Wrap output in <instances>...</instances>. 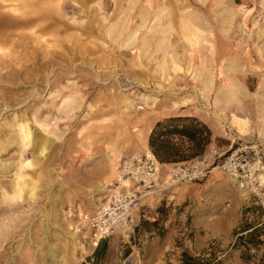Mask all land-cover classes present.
<instances>
[{
	"label": "rangeland",
	"instance_id": "1",
	"mask_svg": "<svg viewBox=\"0 0 264 264\" xmlns=\"http://www.w3.org/2000/svg\"><path fill=\"white\" fill-rule=\"evenodd\" d=\"M0 24V264H93L100 244L96 264H257L234 243L264 221V0H0ZM158 123L188 156L161 180L216 149L256 183L213 170L145 199L133 232L70 239L68 209L104 204Z\"/></svg>",
	"mask_w": 264,
	"mask_h": 264
},
{
	"label": "built area",
	"instance_id": "2",
	"mask_svg": "<svg viewBox=\"0 0 264 264\" xmlns=\"http://www.w3.org/2000/svg\"><path fill=\"white\" fill-rule=\"evenodd\" d=\"M242 162L243 156L237 157L234 153L222 158L216 149H209L199 159L170 166L161 180L160 164L151 152L129 156L121 160L117 186L104 204L90 211L70 208L68 216L72 218L73 229L77 228L78 234L85 233L84 239L97 244L117 227L133 232L145 199L157 196L172 186L201 182L213 170L221 169L244 190L249 185L253 187L254 184L246 178H253L254 183V168L247 166L245 169Z\"/></svg>",
	"mask_w": 264,
	"mask_h": 264
},
{
	"label": "trees",
	"instance_id": "3",
	"mask_svg": "<svg viewBox=\"0 0 264 264\" xmlns=\"http://www.w3.org/2000/svg\"><path fill=\"white\" fill-rule=\"evenodd\" d=\"M161 124H157L152 131L149 139V147L155 158L162 163H172L184 161L188 156L183 155L184 152L176 146L171 145L168 140L160 141L161 136L158 128ZM194 129L185 127L183 133L187 138L193 137ZM164 135H168L165 133ZM249 210H246L248 213ZM246 215V214H245ZM234 247L241 252V258L244 262L254 261L257 264H264V221L255 225L247 224L246 220L242 222L240 231L236 234ZM105 244H100L93 254V259L96 264L101 259V255L105 253ZM194 258H185L182 264H198Z\"/></svg>",
	"mask_w": 264,
	"mask_h": 264
},
{
	"label": "bare ground",
	"instance_id": "4",
	"mask_svg": "<svg viewBox=\"0 0 264 264\" xmlns=\"http://www.w3.org/2000/svg\"><path fill=\"white\" fill-rule=\"evenodd\" d=\"M24 2V1H23ZM25 3V2H24ZM2 24V23H1ZM0 24V25H1ZM15 26H16V24H15ZM207 40V39H206ZM187 46H188V48H192V47H195L196 46V43H195V41L192 39V38H190V39H188L187 38ZM170 64H171V67H173L172 69L174 70L175 69V64H173V60H172V58H171V55H170ZM176 63V62H175ZM177 68V67H176ZM166 69V68H165ZM37 121V120H36ZM18 134H19V136H20V140H21V143H20V151L21 152H23L24 151V147H26L25 145L27 144V141H28V139H29V135H30V133H29V131L27 130V127H25V126H23V125H21V126H18ZM18 136V135H17ZM19 139V138H18ZM37 140H39V139H37ZM36 149H38L37 151H38V155H41L42 153H43V146H38ZM45 150V149H44ZM36 152V151H35ZM149 152V151H148ZM147 152V153H148ZM31 166V164H29V162L26 164V167H30ZM22 174V173H21ZM118 175V174H117ZM118 177V176H117ZM19 178V177H18ZM30 178V177H29ZM263 177H262V175L259 177V179L260 180H262L263 181V179H262ZM258 179V180H259ZM17 180H19V179H17ZM21 185V184H20ZM27 187V186H26ZM239 187L241 188V186L239 185ZM31 188V187H30ZM33 188V187H32ZM28 190H29V188H28ZM30 191H32V189H30ZM22 194H25L24 196H26V198H28V199H30L31 197H32V195H31V193H29V192H27V193H25V191H24V189H23V186H18V194H17V198H22V199H25V198H23V195ZM108 198H109V196H108ZM77 229V228H76ZM41 230V229H40ZM77 231H78V229L76 230V233H71L70 234V239H72V240H76V237H77ZM82 235H84V237H85V233L83 234V233H81ZM78 244V243H77Z\"/></svg>",
	"mask_w": 264,
	"mask_h": 264
}]
</instances>
